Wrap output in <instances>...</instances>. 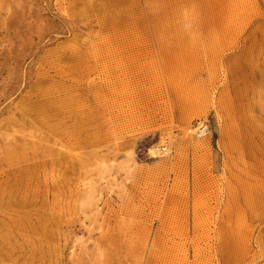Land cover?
<instances>
[{"label":"rangeland","instance_id":"374dc122","mask_svg":"<svg viewBox=\"0 0 264 264\" xmlns=\"http://www.w3.org/2000/svg\"><path fill=\"white\" fill-rule=\"evenodd\" d=\"M0 264H264V0H0Z\"/></svg>","mask_w":264,"mask_h":264},{"label":"built area","instance_id":"2783aa9c","mask_svg":"<svg viewBox=\"0 0 264 264\" xmlns=\"http://www.w3.org/2000/svg\"><path fill=\"white\" fill-rule=\"evenodd\" d=\"M201 130H205V131L207 132L208 127H207L204 123H200L198 136L201 135V134H200ZM200 137H202V136H200ZM164 150H165V149H163V151H164Z\"/></svg>","mask_w":264,"mask_h":264},{"label":"bare ground","instance_id":"6f19581e","mask_svg":"<svg viewBox=\"0 0 264 264\" xmlns=\"http://www.w3.org/2000/svg\"><path fill=\"white\" fill-rule=\"evenodd\" d=\"M205 133H206L205 130H201V132H200L201 135H199V137L200 136H202V137L205 136ZM151 153H153V151ZM152 157H157V156H152Z\"/></svg>","mask_w":264,"mask_h":264}]
</instances>
